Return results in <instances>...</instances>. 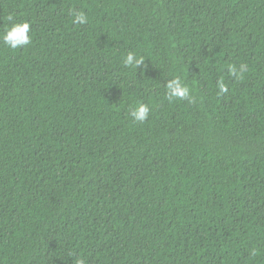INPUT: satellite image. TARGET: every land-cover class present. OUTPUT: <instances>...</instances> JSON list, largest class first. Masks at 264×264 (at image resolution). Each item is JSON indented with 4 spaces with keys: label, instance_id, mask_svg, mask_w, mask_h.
<instances>
[{
    "label": "trees",
    "instance_id": "trees-1",
    "mask_svg": "<svg viewBox=\"0 0 264 264\" xmlns=\"http://www.w3.org/2000/svg\"><path fill=\"white\" fill-rule=\"evenodd\" d=\"M9 16L32 43L0 40V264H264V0H0V33Z\"/></svg>",
    "mask_w": 264,
    "mask_h": 264
},
{
    "label": "clouds",
    "instance_id": "clouds-1",
    "mask_svg": "<svg viewBox=\"0 0 264 264\" xmlns=\"http://www.w3.org/2000/svg\"><path fill=\"white\" fill-rule=\"evenodd\" d=\"M73 17V23L84 25L88 22V16L84 11L81 10H71L70 13ZM8 20L11 22L10 26L6 27L3 33H0V40L3 44L11 49L16 50L19 48H25L32 43L31 35V25L27 21L14 22L13 17L9 16ZM142 57H137L135 53L129 52L124 60L123 64L125 66H132L137 68V66L142 62ZM245 71V66L241 65L239 70L235 67L230 68V73L235 75L237 78H241L243 72ZM218 88L221 93L227 92V87L221 80L218 82ZM167 89V99L171 102L173 100H184L188 99L191 102L190 88L188 85L183 83L181 78L176 77L168 81L166 85ZM151 109L148 104L138 103L130 109L129 115L136 122L143 123L148 119ZM76 264H84L82 259H78Z\"/></svg>",
    "mask_w": 264,
    "mask_h": 264
}]
</instances>
